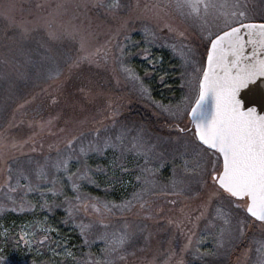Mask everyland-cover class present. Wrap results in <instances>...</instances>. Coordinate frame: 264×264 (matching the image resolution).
Returning a JSON list of instances; mask_svg holds the SVG:
<instances>
[{
    "label": "snow or ice",
    "instance_id": "obj_1",
    "mask_svg": "<svg viewBox=\"0 0 264 264\" xmlns=\"http://www.w3.org/2000/svg\"><path fill=\"white\" fill-rule=\"evenodd\" d=\"M0 22L13 100L0 106V217H34L0 224V242L33 264H264V0H0ZM157 47L178 60L180 96L167 103L132 64L157 70ZM96 77L130 85L168 135L121 119L127 94ZM98 174L109 188L134 174V190L119 203L94 195ZM56 209L81 245L49 222Z\"/></svg>",
    "mask_w": 264,
    "mask_h": 264
},
{
    "label": "rangeland",
    "instance_id": "obj_2",
    "mask_svg": "<svg viewBox=\"0 0 264 264\" xmlns=\"http://www.w3.org/2000/svg\"><path fill=\"white\" fill-rule=\"evenodd\" d=\"M37 0H15V3L18 5L23 6V8L27 9L30 4L36 3ZM260 0H253V3L259 4ZM0 25H2V22H0ZM13 33L12 31L7 32V36H11ZM133 37L137 40L142 39V35L139 32H134ZM0 42H6L5 34L0 31ZM198 42V41H197ZM6 49L0 48V53L6 52ZM153 52L155 56L162 57V61L158 63V69L153 71L149 65H147L145 62L141 61L139 57H133L132 58V64L136 68L137 72L143 76L144 71L147 69L149 71H152V75L145 77L146 83H148L149 87L152 90V95L158 99L163 100L165 103H167L169 100L178 99L180 96L179 91V68H178V60L176 57L172 55L169 49L167 48H153ZM174 65L176 67H174ZM167 73L168 75L165 77L166 82L168 84L172 85V88L169 89L165 87V84L160 82L159 76L161 74ZM86 74V73H85ZM99 82L103 81L100 77H96ZM125 89L128 91V103H126L125 106V112L128 114L130 111L134 110L135 103L138 102L139 105L142 107V111H148L151 112V115H153L152 109L150 107H146L144 102L138 99L136 94L132 93L131 86L130 85H123ZM5 87L7 88V84H5ZM68 90L72 91V85L71 83L68 85ZM117 90V89H116ZM174 93V94H173ZM39 101H37L38 103ZM35 106L32 105V107ZM129 111V112H128ZM132 115H130L131 119H126L129 121H134L132 118ZM122 118V117H121ZM140 123V122H139ZM146 124V123H145ZM147 125V124H146ZM154 132V131H153ZM155 133V132H154ZM161 136H165L160 134ZM26 159V158H22ZM111 159V153L108 154L107 158L105 157H99L94 156L93 159L90 161L91 163H94L93 167L96 165H100L102 167L107 168L108 167V161ZM128 167L134 168L135 163L132 161L131 158L128 160ZM110 171V170H109ZM171 172L170 169H164L161 174L162 179H166L168 176H170ZM116 175L119 177L121 174L119 171L116 172ZM98 179L100 181V187L99 188H90L89 190L94 194L101 197H107V199L114 200L115 202L119 203L121 200L128 198L132 191L134 190L133 186L135 185V179L134 174H124L122 177V183H116L114 187L109 188V185L106 181V177L103 174H98ZM109 188L107 192H105V189ZM96 192H99L100 194H97ZM39 215H44L43 213H40ZM64 212L62 209H56L55 214L51 215L49 217V222L55 224L61 231L62 235L67 237V242L70 245L77 246L81 245L83 243L81 237L79 236L78 232L74 231L71 225H65L61 223L62 218L64 217ZM34 217L31 213H25V214H7L3 217H0V224H3L7 227H14L19 226L23 223H26L30 220H32ZM71 227V228H70ZM68 228V232L65 233V230ZM73 233H77L79 236V240L76 238L74 240L71 237H75ZM3 240V237H0V241ZM207 247H211V245H207ZM0 248H3V255L7 258V260L10 262V264H33L34 260L39 261L41 257L36 256L34 253L29 252L27 249H25L23 246L16 248L13 246L11 242H9L7 245L0 242ZM96 246L93 245V250H95ZM75 251H79V248H74ZM84 251H87V248L84 249ZM47 253L43 257L44 259L47 258ZM191 260L192 258L189 257ZM223 258H217L212 256H206L204 257V264H222ZM192 264H201V261L199 260H192Z\"/></svg>",
    "mask_w": 264,
    "mask_h": 264
},
{
    "label": "trees",
    "instance_id": "obj_3",
    "mask_svg": "<svg viewBox=\"0 0 264 264\" xmlns=\"http://www.w3.org/2000/svg\"><path fill=\"white\" fill-rule=\"evenodd\" d=\"M93 72H95L96 70L93 69ZM85 73H88V70L85 69ZM103 76H107V74H101ZM110 79V78H109ZM6 83H0V106L3 105H12L13 104V100L9 98V93L6 91V87H5ZM100 84H102L105 88L111 87L113 89H116V85H115V81H111V83H105V80L101 81ZM116 91L120 92V93H125L128 96V91L127 89H125V87H123L122 85L120 86L119 89H117ZM134 107V110L132 111H128L129 113L126 114L125 110L123 111V115L121 119H131L130 115L134 113V115H132V118L134 119V121L136 122H140V123H146L150 129L152 131H154L155 133L158 134H162L167 136L168 135V130L164 127H162L163 124V120L162 119H158L156 116L151 115V112L148 111V109H146V111L144 110V112L141 110L142 107L141 105H139L138 102H136ZM32 107V106H31ZM35 107V106H33ZM49 141H45V153H47V143ZM54 155V153H53ZM36 159H42L43 157L39 154H34ZM92 166L94 165V163H91ZM97 194H100L99 192H96ZM154 227V226H153ZM71 228V227H70ZM68 232V228L65 230V233ZM73 235L75 237H71L74 240H76V238L79 240V236L77 235V233H73ZM77 241V240H76Z\"/></svg>",
    "mask_w": 264,
    "mask_h": 264
}]
</instances>
